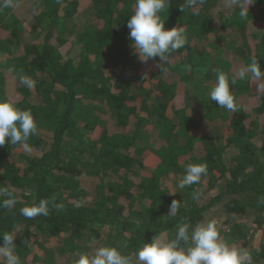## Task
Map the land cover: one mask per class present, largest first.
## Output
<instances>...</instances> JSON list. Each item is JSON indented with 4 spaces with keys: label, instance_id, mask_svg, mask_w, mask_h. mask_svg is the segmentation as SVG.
I'll return each mask as SVG.
<instances>
[{
    "label": "trees",
    "instance_id": "16d2710c",
    "mask_svg": "<svg viewBox=\"0 0 264 264\" xmlns=\"http://www.w3.org/2000/svg\"><path fill=\"white\" fill-rule=\"evenodd\" d=\"M135 4L20 0L16 8L0 9V50L8 51L16 81L11 95L0 71V99L30 109L39 129L30 138L31 152L19 144L0 146V188L17 199L12 208L0 207V233L17 231L22 264H74L80 253L91 254L100 245L134 254L153 238H174L178 223L215 218L222 239L246 249L251 264H264L259 229L264 227V94L256 82L237 79L231 86L240 105L236 113L219 105L211 111L215 101L209 97L194 105L195 91L189 106L170 112L187 89L179 76L185 65L194 79L198 66L215 64L216 72L231 80L252 57L264 69V0L249 5L245 19L238 5L228 8L225 0H197L193 7L187 0H169L162 13L165 28L184 25L187 35L211 40L215 63L206 61L204 49L190 36L165 60L146 63L159 65L157 82L150 85L140 81L132 62L127 21ZM31 17L45 23L37 41L21 34L19 19ZM3 33L10 34L8 40ZM19 47L23 50L16 55ZM21 74L35 86L20 85ZM167 137L171 141L164 144ZM187 138L194 141L191 147L184 143ZM189 163H206L208 173L180 189ZM86 179L92 180L91 189ZM42 198H55L63 210L52 208L49 216L31 220L20 214ZM173 200L181 201L175 215L168 214ZM244 220L256 224L254 234L242 243L229 239L233 225ZM227 224L231 232L222 230Z\"/></svg>",
    "mask_w": 264,
    "mask_h": 264
},
{
    "label": "clouds",
    "instance_id": "9594fccd",
    "mask_svg": "<svg viewBox=\"0 0 264 264\" xmlns=\"http://www.w3.org/2000/svg\"><path fill=\"white\" fill-rule=\"evenodd\" d=\"M197 0H187L188 6H195ZM203 3L204 0H199ZM257 0H225V6L239 7V16L247 18L249 5ZM20 0H0V9L16 8ZM169 0H136L135 11L127 21L129 39L132 42L133 54L141 63L159 57L163 61L167 56L188 43L186 30L183 26L165 28L162 13L169 9ZM183 10V9H182ZM198 14V13H194ZM185 70L190 65H185ZM239 80L256 82L257 92L264 94V69L260 60L252 57L250 62L239 67L231 80L224 71L216 72L215 85L210 89L209 98L220 108L232 113L240 109L237 98L231 90ZM19 84L31 89L36 81L27 75L18 76ZM38 125L31 110H22L10 100L0 99V146L4 144L21 145L24 150L31 152L30 138L38 134ZM206 163H189L185 174L178 181L177 187L184 189L198 184L207 175ZM0 196L6 199L0 201V207L12 208L17 203L16 197L8 188H0ZM264 203V201H261ZM64 205L56 203L55 198H42L38 204L24 206L20 214L31 220L33 218L49 216L52 208L62 211ZM181 207V201L173 200L169 206V213L175 215ZM220 222L213 218L200 221L195 225L178 223L175 237L172 239L153 238L150 243H144L134 254H125L117 246L100 245L91 254L80 253L74 264H250V255L246 249L230 245L221 237ZM16 232L0 233V264H22L16 254Z\"/></svg>",
    "mask_w": 264,
    "mask_h": 264
},
{
    "label": "rangeland",
    "instance_id": "374dc122",
    "mask_svg": "<svg viewBox=\"0 0 264 264\" xmlns=\"http://www.w3.org/2000/svg\"><path fill=\"white\" fill-rule=\"evenodd\" d=\"M34 10L35 12L39 15L41 9L38 6V4H33ZM83 13V12H81ZM48 18H46L47 20ZM20 22L22 23L23 26V31L21 32L22 36H24L25 38H29L30 40H40V38H42V35L44 34V32L46 31V27H45V23L41 20H37V21H33V18L31 17L28 20H21L19 19ZM45 21V20H44ZM230 32V30H229ZM10 34L8 33H3L1 34V38L2 39H7L8 40V36ZM187 36L188 39H190V36L193 37L196 41V43H200L199 47L203 48L206 54V61H213V56L215 54V50H213V48L215 49V46L211 45L210 42L211 40H208L207 42H204L201 39H196L194 34L189 33ZM240 34L239 32H235V38L239 37ZM225 38V37H224ZM210 41V42H209ZM228 41V38L225 39V42ZM233 49V48H232ZM16 50V55H19L18 53L22 52V47L19 49H15ZM236 49L234 48V51ZM8 51H3L0 50V71L2 73V75H4L5 78V82H4V86L7 89L8 93L12 95V93H14L15 90V79L13 78V76L11 75V71L12 70V66H11V62H10V57L9 54L7 53ZM15 54V53H14ZM132 62H134V66L136 68V70L138 71V73H140L142 75L143 80V84L144 85H150L151 83H156L157 82V71H158V64H145V63H139L138 59L135 55H132ZM214 62V61H213ZM215 63V62H214ZM216 70H217V66H215V64H211L209 66V68H207L206 66L202 67V66H198L195 70L196 74H195V79L192 78V70L191 68L189 70H185V68H180L179 71V76L181 78V82L185 83L186 87L188 88V91H195L196 92V97H195V103L194 105L197 104V101H201L202 98L204 97H209V92L210 90H208L209 86H212L215 84L216 81ZM18 81V80H17ZM137 90H141L142 87L137 86L136 87ZM197 88H199L197 90ZM16 91V90H15ZM191 96H189V93L184 92L182 95L178 96L176 98V101L172 103L171 105V109L170 112L174 113L176 109H180L182 108L185 104L190 105L191 102H193V99L190 98ZM218 106V104H216L215 102L210 104V110H214L216 109V107ZM209 128V127H208ZM200 137V136H198ZM170 142V137L168 138V140ZM165 142L166 144H168V142ZM189 143V147H191L194 144L193 140H190L189 138H187V141H184V143ZM84 185L87 188L91 189V184H92V180L90 179H86L84 180ZM218 209L215 210V212ZM217 216H219L218 213H216ZM215 215V216H216ZM216 216V218H218ZM232 226L230 224L224 225V227H222L223 231L226 232H231V228ZM234 228V234L232 235V237H230L229 239H233L239 243L244 242V240L247 238V236L251 237L252 234H254L255 232V228L256 224L255 223H251L249 220H244L240 223V225H233ZM261 233H264V227L263 228H259ZM222 236V235H221ZM245 236V238H244ZM162 239V238H160ZM232 240V241H233ZM250 256V260H251ZM2 259V258H1ZM253 260H251L252 262ZM251 264V263H250Z\"/></svg>",
    "mask_w": 264,
    "mask_h": 264
},
{
    "label": "crops",
    "instance_id": "0c3cea01",
    "mask_svg": "<svg viewBox=\"0 0 264 264\" xmlns=\"http://www.w3.org/2000/svg\"><path fill=\"white\" fill-rule=\"evenodd\" d=\"M184 92H186V93L188 92V93H189V96H190V92L188 91V88H187ZM184 92H183V93H184ZM181 95H182V94H181ZM179 96H180V95H179ZM177 97H178V96H177ZM177 97H176V98H177ZM175 101H176V99H175L173 102H175ZM171 105H172V104H171ZM185 105H187V104H185ZM185 105H184L182 108H185ZM187 106H189V105H187ZM170 109H171V108H170ZM183 136H184V135H183ZM168 138H169V137H167V138L165 139V141H163L164 144H166L165 142L168 140ZM170 141H171V140H170ZM167 142L169 143V141H167Z\"/></svg>",
    "mask_w": 264,
    "mask_h": 264
}]
</instances>
